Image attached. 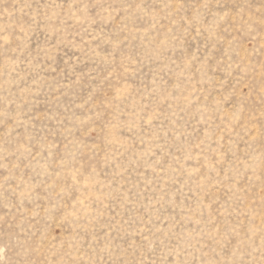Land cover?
<instances>
[{
	"label": "rangeland",
	"instance_id": "1",
	"mask_svg": "<svg viewBox=\"0 0 264 264\" xmlns=\"http://www.w3.org/2000/svg\"><path fill=\"white\" fill-rule=\"evenodd\" d=\"M0 264H264V0H0Z\"/></svg>",
	"mask_w": 264,
	"mask_h": 264
}]
</instances>
